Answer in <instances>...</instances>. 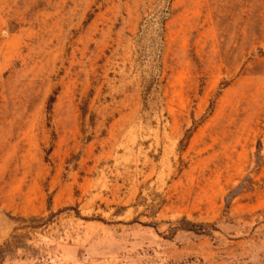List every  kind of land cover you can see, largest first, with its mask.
I'll list each match as a JSON object with an SVG mask.
<instances>
[{
	"label": "rangeland",
	"instance_id": "1",
	"mask_svg": "<svg viewBox=\"0 0 264 264\" xmlns=\"http://www.w3.org/2000/svg\"><path fill=\"white\" fill-rule=\"evenodd\" d=\"M0 264H264V0H0Z\"/></svg>",
	"mask_w": 264,
	"mask_h": 264
}]
</instances>
